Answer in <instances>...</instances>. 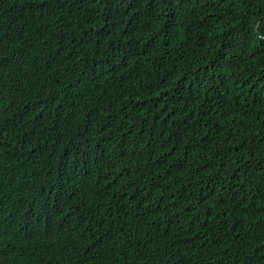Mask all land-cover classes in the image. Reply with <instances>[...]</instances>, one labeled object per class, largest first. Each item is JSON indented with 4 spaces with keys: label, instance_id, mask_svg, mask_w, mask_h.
I'll use <instances>...</instances> for the list:
<instances>
[{
    "label": "trees",
    "instance_id": "obj_1",
    "mask_svg": "<svg viewBox=\"0 0 264 264\" xmlns=\"http://www.w3.org/2000/svg\"><path fill=\"white\" fill-rule=\"evenodd\" d=\"M31 43L54 66L17 131L27 159L76 131L197 264H264V0H0L1 125ZM112 231L110 264L141 258L145 225L117 215Z\"/></svg>",
    "mask_w": 264,
    "mask_h": 264
},
{
    "label": "clouds",
    "instance_id": "obj_2",
    "mask_svg": "<svg viewBox=\"0 0 264 264\" xmlns=\"http://www.w3.org/2000/svg\"><path fill=\"white\" fill-rule=\"evenodd\" d=\"M19 39L26 41L22 34ZM31 47L25 51L31 71L18 70L12 83L22 97L12 105L7 126L0 124V246L6 237L7 251L0 264H74L68 238L86 264H110L108 258L118 255L112 231L117 215L149 232L141 258L132 264H197L172 235L176 221L155 220L159 204L138 206L121 194L109 154L92 139L70 130L43 162L24 156L17 131L37 118L32 92L54 66L37 45Z\"/></svg>",
    "mask_w": 264,
    "mask_h": 264
}]
</instances>
